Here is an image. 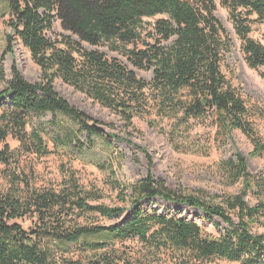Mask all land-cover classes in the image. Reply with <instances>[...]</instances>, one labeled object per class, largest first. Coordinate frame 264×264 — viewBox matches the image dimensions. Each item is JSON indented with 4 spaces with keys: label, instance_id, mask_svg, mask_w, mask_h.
Returning <instances> with one entry per match:
<instances>
[{
    "label": "trees",
    "instance_id": "16d2710c",
    "mask_svg": "<svg viewBox=\"0 0 264 264\" xmlns=\"http://www.w3.org/2000/svg\"><path fill=\"white\" fill-rule=\"evenodd\" d=\"M221 1L230 10L247 65L264 67V47L249 39L254 23L251 17L264 22V0ZM6 3L7 26L31 53L40 79L28 83L12 63V78L0 91V165L9 187L0 190V264H264V232H258L264 229V174L250 175L239 154L221 161L219 167L225 186L241 184V190L218 201L203 193L167 189L153 177L151 158L146 154L144 178L130 187L128 199L123 194L119 197L136 209L128 220L107 228L82 221L89 214L116 218L123 208L93 205L99 196L84 190L72 170L66 173L60 190L36 189L7 143L11 137L20 142L24 153L45 157L68 149L78 133L91 143L103 137L119 140L111 133L101 134L98 123L56 93L54 83L60 79L129 127L136 114L154 113L179 127L208 119L215 127L216 145L233 143V132L240 131L252 144L249 156L263 157L264 141L222 71L231 42L213 14L214 0ZM54 19L69 34L60 35L56 42L50 36ZM109 41L132 45L126 50L127 61L137 70L151 72V80L146 83L120 61L82 46L96 47ZM12 43V37L7 36L4 55L12 52ZM2 59L3 55L0 76ZM7 96L9 104L3 100ZM47 115L51 121L44 122ZM148 125L161 130L156 122ZM107 145L112 147L110 142ZM247 194L257 199L254 206L245 202ZM154 198L215 217L226 229L213 237L180 216L141 208V202ZM98 237L107 240L94 242ZM72 247H79L77 258Z\"/></svg>",
    "mask_w": 264,
    "mask_h": 264
},
{
    "label": "rangeland",
    "instance_id": "374dc122",
    "mask_svg": "<svg viewBox=\"0 0 264 264\" xmlns=\"http://www.w3.org/2000/svg\"><path fill=\"white\" fill-rule=\"evenodd\" d=\"M214 4L213 14L221 22L231 42L230 52L222 63L223 74L245 103L249 121L257 136L264 141V67L252 69L247 65L242 41L235 33L230 19V10L221 0H214ZM8 20L6 0H0V59L3 55L0 91L7 87L12 78V63L16 65L19 74L28 83L36 84L40 79L39 67L35 64L29 50L7 26ZM251 20H254V23L249 39L264 47V22L255 21L256 16L251 17ZM52 26L53 33L50 36L53 41H60V35H69L62 30L57 19L53 20ZM9 35L13 39L12 52L4 55L6 37ZM82 46L88 51L94 50L106 55L109 60L120 61L146 83L152 78L151 72L137 70L127 61L126 50L132 48V45L125 46L117 41H109L96 47H90L87 44ZM54 89L72 107L98 123L97 127L101 134L111 133L119 140H107L103 137L91 143L85 134L78 133L68 149H58L45 157L24 153L20 142L11 137L8 138L7 143L18 155L21 171L31 178V184L36 189L60 190L66 173L72 170L76 172L84 190L99 196L98 200L92 202L93 205L124 209L116 218L89 214L87 219L82 221L84 225L108 228L129 219L136 207L122 203L119 197L123 194L122 197L128 199L131 195L130 187L144 178L148 165L146 154L151 158L150 172L156 180L162 181L167 189L188 194L203 193L204 196L216 201L219 197L238 194L242 187L241 184L225 186L219 167L221 161L234 159L239 154L244 158L250 175L264 174V156L261 158L249 156L253 149L252 144L240 131L233 132V143L218 146L214 142L215 127L208 119L191 121L188 127H179L175 121L161 119L154 113L136 114L132 120V126L129 127L120 117L64 84L60 79L55 81ZM3 100L9 104L10 96L4 97ZM58 119L66 121L63 117ZM43 121H51V116L47 115ZM152 121L156 122L161 130L163 127L164 132L151 128L148 123ZM106 140L112 144V147L107 145ZM48 146L52 149L51 143H48ZM3 175L4 167L0 165V190L5 192L9 187ZM244 200L249 206L257 203V199L251 194L245 195ZM140 206L147 212L152 210L163 215L180 216L196 223L213 237H218L226 229L219 219L206 216L185 205L172 204L154 198L145 199ZM233 219L236 222L234 216ZM258 232L263 233L264 229H258ZM106 240L98 237L93 241L101 244ZM78 249L79 247H72L76 258L80 251ZM214 264L238 263L220 261Z\"/></svg>",
    "mask_w": 264,
    "mask_h": 264
}]
</instances>
